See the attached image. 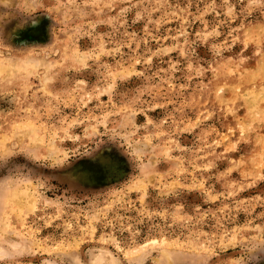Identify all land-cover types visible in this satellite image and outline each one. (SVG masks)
I'll return each mask as SVG.
<instances>
[{"label": "rangeland", "instance_id": "374dc122", "mask_svg": "<svg viewBox=\"0 0 264 264\" xmlns=\"http://www.w3.org/2000/svg\"><path fill=\"white\" fill-rule=\"evenodd\" d=\"M0 264H264V0H0Z\"/></svg>", "mask_w": 264, "mask_h": 264}]
</instances>
